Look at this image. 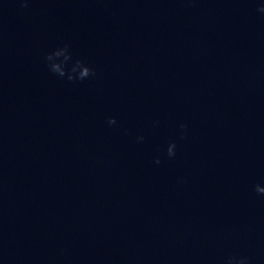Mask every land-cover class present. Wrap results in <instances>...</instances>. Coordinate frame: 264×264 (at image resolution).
<instances>
[{"label": "clouds", "instance_id": "obj_1", "mask_svg": "<svg viewBox=\"0 0 264 264\" xmlns=\"http://www.w3.org/2000/svg\"><path fill=\"white\" fill-rule=\"evenodd\" d=\"M19 3L22 8H27L28 6V0H19ZM258 10L260 12H264V6H261ZM61 57H63L62 60L59 59ZM45 58L49 62V68L51 72L57 74L59 77L67 76V79L69 81L77 80V79L82 81L88 78L89 76L95 75L94 70L80 60H77L70 70H66L65 65L71 59V54L69 52L67 45L61 48H57L53 52L47 54ZM115 123H116L115 118L108 119L109 125H114ZM180 128L182 130L181 135L183 138L184 135L183 130L187 128V125L181 124ZM143 139L144 138L142 136L138 137V141H142ZM175 149H176V143L173 141L168 145L167 148L168 157L171 158L176 155ZM155 163L157 164L160 163L159 157L156 158ZM255 190L260 194H264V187H261L259 184L255 186ZM225 264H250V262L248 257L233 255V256H229L226 259Z\"/></svg>", "mask_w": 264, "mask_h": 264}]
</instances>
